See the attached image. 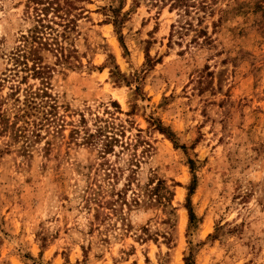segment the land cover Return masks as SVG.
I'll return each instance as SVG.
<instances>
[{
  "label": "rangeland",
  "instance_id": "obj_1",
  "mask_svg": "<svg viewBox=\"0 0 264 264\" xmlns=\"http://www.w3.org/2000/svg\"><path fill=\"white\" fill-rule=\"evenodd\" d=\"M27 3L0 0V109L38 92L39 134L0 132V264H264V0L76 2L69 64L17 57Z\"/></svg>",
  "mask_w": 264,
  "mask_h": 264
},
{
  "label": "trees",
  "instance_id": "obj_2",
  "mask_svg": "<svg viewBox=\"0 0 264 264\" xmlns=\"http://www.w3.org/2000/svg\"><path fill=\"white\" fill-rule=\"evenodd\" d=\"M85 0H28L26 4L29 15L35 22L34 29H29L27 33L21 34L20 42L21 46L18 47L17 57L25 61L40 62L42 56L41 50H47L53 54L58 61H62V64H69L68 59L71 53H74V49H69L63 44L69 37V33L72 30V24L77 18L83 14L84 9L78 7L76 2H83ZM140 0H133L135 6L139 5ZM148 1L153 7H165L168 6L169 11H176L178 18H192L195 17L198 21H201L205 15L214 11V7L219 0H144ZM78 11V12H77ZM109 12L112 16V22L115 28L121 23V16L119 17L118 7L110 6ZM187 21V20H186ZM189 27L192 26L191 22H185ZM184 23V24H185ZM183 24V25H184ZM176 25H172L175 28ZM182 28L183 26H179ZM38 92L27 90L22 100V104H18L20 101L18 96L13 99V108H17L13 120H9L8 115L0 109V132H9V137L13 141L27 140L29 138L37 137L39 134L29 129L31 123L26 119L25 110L21 108L33 107L35 105L34 98ZM13 97V93L11 94ZM4 98L0 96V108H2ZM22 112V113H21ZM20 121L21 123L17 124ZM106 142L103 144L104 151L106 152L111 145V142H116L117 139L114 136H105ZM25 151L27 146H20ZM161 182L149 188L147 191L150 195L154 194L158 198V188L161 187ZM165 187V186H164ZM163 187V189H165ZM190 188V192H191ZM167 191V190H166ZM168 192V191H167ZM98 208H104L109 204L108 201L95 200ZM189 221L193 222L194 215L190 208Z\"/></svg>",
  "mask_w": 264,
  "mask_h": 264
}]
</instances>
